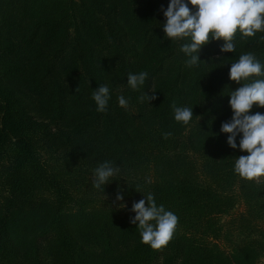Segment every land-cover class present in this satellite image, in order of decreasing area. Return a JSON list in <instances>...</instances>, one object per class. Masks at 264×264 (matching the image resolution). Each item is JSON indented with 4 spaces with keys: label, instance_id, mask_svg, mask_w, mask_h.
<instances>
[{
    "label": "trees",
    "instance_id": "16d2710c",
    "mask_svg": "<svg viewBox=\"0 0 264 264\" xmlns=\"http://www.w3.org/2000/svg\"><path fill=\"white\" fill-rule=\"evenodd\" d=\"M169 3L0 0V264H258L264 256L253 236L264 223V178L234 173L235 159L248 155L242 134L232 149L221 133L233 116L229 93L243 86L230 80L231 64L251 52L264 65V32L245 40L238 32L234 53L212 40L200 52L207 63L189 68L187 40L165 39L160 9ZM141 71L145 84L132 90L127 77ZM101 84L110 89L105 112L92 99ZM152 92L156 100L140 101ZM173 105L193 108L187 126ZM106 160L121 173L101 192L93 172ZM138 185L178 217L160 250L130 223L144 198Z\"/></svg>",
    "mask_w": 264,
    "mask_h": 264
},
{
    "label": "clouds",
    "instance_id": "9594fccd",
    "mask_svg": "<svg viewBox=\"0 0 264 264\" xmlns=\"http://www.w3.org/2000/svg\"><path fill=\"white\" fill-rule=\"evenodd\" d=\"M189 4L195 9L193 12ZM163 12L166 22L162 25L165 39L176 43H183L180 51L187 57L185 64L191 68L199 66L200 52L212 40L224 41L220 48L222 53H234L236 44L234 38L239 32L241 39L255 37L257 33L264 32V0H170ZM264 40V36L260 37ZM148 73H129L128 87L137 90L145 84ZM264 65L261 64L251 52L241 54L239 59L231 64L229 78L237 84H242L236 91H230V107L233 111L231 120L221 125V133L228 134L227 143L232 149L237 148V137L242 134L239 148L248 155L235 159L234 173L242 180L260 182L264 178V114L257 112L250 114L253 106L264 108ZM228 89L225 86V89ZM79 91V87L76 89ZM110 89L101 84L93 90L92 99L97 112H105L110 99ZM158 97L152 92L142 95L139 99L149 103ZM119 106L127 108L128 100L118 97ZM174 120L178 124L187 126L193 118V108L188 106L177 107L173 105ZM172 133L164 134L167 139ZM212 135H218L212 133ZM121 173V167L112 161L100 163L93 172L92 186L101 192L110 180ZM151 184V178H146ZM135 190L142 193L144 198L132 205L135 213L130 223L138 225L141 243L153 250L166 247L172 240L178 224V217L163 204L158 205L152 192L143 193L138 185ZM124 189L118 188L116 201L118 207L124 209ZM115 203V202H114Z\"/></svg>",
    "mask_w": 264,
    "mask_h": 264
},
{
    "label": "rangeland",
    "instance_id": "374dc122",
    "mask_svg": "<svg viewBox=\"0 0 264 264\" xmlns=\"http://www.w3.org/2000/svg\"><path fill=\"white\" fill-rule=\"evenodd\" d=\"M244 213V205L238 206V208L230 214V216H227L223 219V222L229 227L230 221L232 218L237 217L238 215ZM258 230L253 234L254 239L258 242H260L261 245H264V223H259ZM226 247L229 248V245L226 244ZM259 263L258 264H264V256L262 258H259Z\"/></svg>",
    "mask_w": 264,
    "mask_h": 264
}]
</instances>
